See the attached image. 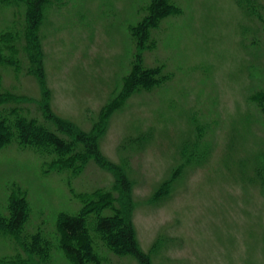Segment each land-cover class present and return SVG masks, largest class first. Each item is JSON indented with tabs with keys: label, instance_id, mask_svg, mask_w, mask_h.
I'll use <instances>...</instances> for the list:
<instances>
[{
	"label": "rangeland",
	"instance_id": "obj_1",
	"mask_svg": "<svg viewBox=\"0 0 264 264\" xmlns=\"http://www.w3.org/2000/svg\"><path fill=\"white\" fill-rule=\"evenodd\" d=\"M36 1L0 0V54L15 46L21 59L0 64V91L16 94H0V114L66 121L96 151L59 172L20 142L0 149V212L22 195L31 209L21 237L0 234V264H77L57 222L84 204L128 222L150 264H264V120L251 99L264 91V0L252 1L261 15L239 0H177L183 10L140 52L171 74L146 90L127 75L138 50L129 25L148 0H44L30 24ZM37 231L53 242L49 257L22 247ZM99 253L102 264H140Z\"/></svg>",
	"mask_w": 264,
	"mask_h": 264
},
{
	"label": "trees",
	"instance_id": "obj_2",
	"mask_svg": "<svg viewBox=\"0 0 264 264\" xmlns=\"http://www.w3.org/2000/svg\"><path fill=\"white\" fill-rule=\"evenodd\" d=\"M252 1L254 2V0H239L243 7L246 9L247 7L256 8L255 12H259V15H261L260 9L263 8L257 5L258 10ZM8 2L12 3L14 0H8ZM41 2H44V0H37L30 9L32 11L26 12L30 15V24L34 23L36 18L41 15ZM141 9L144 11L142 17L129 25L131 37L135 40L138 50L134 55L132 67L127 76L132 79L133 84L138 89L146 90L151 86L154 87L164 83L171 73L164 71V64L156 66L142 65L140 52L154 48L156 38L152 35L153 29L160 27L165 18L179 14L183 9L177 0H148L141 6ZM14 47H7L8 50L6 49V51L3 47V54H0V64L2 66L9 65L13 68H19L15 64L17 61L21 62V59L20 55H17V52L14 51ZM38 69H41L40 61L31 60L28 72L31 71L40 78L41 71H37ZM4 91H0V94L16 95L13 91ZM251 99L257 102L264 120V91L252 95ZM6 108L7 111L3 110V115L0 114V149L15 142L18 146L21 143L23 145H20L21 148L34 150L39 154L41 153V156L55 157L49 163H46L52 165L54 171L59 172L66 168L71 161L74 162V159L71 158L84 152L81 156V159L84 160L88 153L96 151V140L93 137H88L84 131L78 129L71 132L67 127L70 124L66 121L59 120L52 115L55 120H52L54 123H51L52 121L47 122V119L44 121L42 119L38 120L36 116L26 114L20 107L9 106ZM47 117L50 119L49 116ZM184 146H187V144ZM193 147L196 149L192 151L188 146L191 150L190 157L196 153L197 143L193 144ZM184 151L186 150L183 149ZM85 153H87L86 156ZM260 170L264 177V164H262ZM20 191L25 193V190L20 189ZM18 198L11 197L9 200L8 214L0 212V234H4L3 232L8 230L17 233L25 230V226L31 217V209L26 197L22 195ZM88 206L84 204L81 211L64 213L58 217L57 224L69 239L66 242L62 238L60 246L68 256L73 258L77 264H102V254L99 253L102 245L113 253L131 254L137 258L140 264H150L148 257L139 246L134 229L128 222L123 221L115 212L102 211L97 204L94 208ZM23 237L24 244H22V247L37 256L49 257L54 248L51 238L45 234L43 235L41 231L26 234V236L23 234Z\"/></svg>",
	"mask_w": 264,
	"mask_h": 264
}]
</instances>
